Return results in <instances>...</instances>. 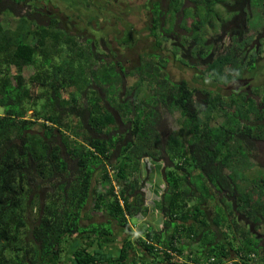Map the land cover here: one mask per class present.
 <instances>
[{"label":"trees","instance_id":"obj_1","mask_svg":"<svg viewBox=\"0 0 264 264\" xmlns=\"http://www.w3.org/2000/svg\"><path fill=\"white\" fill-rule=\"evenodd\" d=\"M202 1L200 28L222 0ZM41 7L0 0V264H264V167L253 161L264 102L205 89L196 103L187 83L166 77L165 60L145 51L132 71L137 81L122 89L127 72L109 58L116 52L76 41L52 15L36 21ZM100 26L109 49L110 31ZM119 33L111 36L118 46L133 38ZM196 43L203 55L205 41ZM255 47L239 56L228 46L205 77L228 84L236 70L254 69ZM174 111L179 126L163 134L161 117ZM148 160L156 170L165 162V192L151 208ZM150 209L164 231L145 221L133 237L130 218L150 220ZM89 210L105 219L86 221ZM113 223L123 234L114 254L105 249ZM207 229L214 235L204 239ZM182 236L205 243L184 253Z\"/></svg>","mask_w":264,"mask_h":264},{"label":"rangeland","instance_id":"obj_2","mask_svg":"<svg viewBox=\"0 0 264 264\" xmlns=\"http://www.w3.org/2000/svg\"><path fill=\"white\" fill-rule=\"evenodd\" d=\"M225 1V0H224ZM141 0H27V3L30 4L31 6H41L43 4H48L50 9L52 11H54L56 13V17L59 18V23L63 25L67 24L68 26V30L71 33V36L73 37V39H75L77 41V39H80L79 42H81L84 45H87V43H92L94 42V48L96 51L98 52H103L101 50H106L108 48V46H105L104 43H102V48H99L98 45V38L101 34V32H103L104 28H100V25H105L106 28L105 30L108 32L110 31L111 28H109L112 26V20H115L116 22H118L119 24H123L126 27V31L125 34H127L129 32L130 29L133 35V38L131 41H129L127 44L123 43L121 44L118 48V43L113 40V38L109 39V48H111L113 50V48H115V52L117 54V56L115 57V59H118L120 61H122L125 64L126 67V75L123 76V82L121 83V87L123 89V87H130L131 85H133L135 83V81H137L138 79V75H136L135 73H132L133 68L135 65L138 64L139 62V55L141 53H143V55H145L148 58H157V54H155V52H153L151 49V42H152V38L151 36H149L146 33V29H145V19L144 17L146 16L145 13V5H146V0H143L141 2ZM133 5V10L131 12H128L130 10V6ZM149 4V3H148ZM252 6H255V1H252ZM148 6V5H147ZM140 8V9H139ZM156 7H154L155 9ZM215 11H217L219 17L217 15L213 13L212 16L209 18L208 21H206L207 26L212 28V31L217 33V35H219V32L222 30V27H224L222 24H220V18L223 19V17H231V12H227L225 11V9L221 6V5H216L214 8ZM7 11V10H6ZM138 12V15H137ZM200 14H202V12L200 11ZM112 17L111 22H106L108 20V18ZM121 18H123L124 20H122ZM0 19H2L4 22L6 21L7 17L5 15H0ZM92 19V20H91ZM90 20V21H89ZM129 21V22H128ZM90 23V25L88 24ZM130 23L131 26L133 27L134 25L136 26V31L134 32V29L128 24ZM156 20H153V26L152 28H150V31L153 35L158 36V34L160 33V29L156 26ZM204 23L202 29L200 28L199 33H196L193 37L197 40L199 39H203V33L204 31L208 30L207 26ZM248 24L249 27H255L258 24L261 25V17L259 16V14L255 11V9L253 10L252 14L248 17ZM128 28V29H127ZM87 33L83 36L78 37V35L75 34H84V31ZM116 32V31H115ZM184 38V39H183ZM181 38V42H184L185 37ZM159 39V38H157ZM97 41V42H96ZM160 41V40H158ZM241 43L235 42L233 39L230 41V39L224 38V40H216V48H217V54L218 55H222L224 53H227L228 51V46H232L235 49V54L242 56L243 55V51H242V47L240 46ZM202 45L206 48V50H210V47H212V45L210 43H202ZM197 45H195L196 47ZM201 45H198V51L201 50L200 49ZM204 48V49H205ZM116 49H118L116 51ZM109 51V50H108ZM157 52H161V48L157 49ZM204 52V51H203ZM202 53V52H201ZM198 54V52H197ZM191 55H193V53L191 52ZM201 55V54H200ZM54 59H57V55L54 57ZM158 59V58H157ZM176 60L178 61H173L170 60V62L164 63V69L167 72H170V78L172 81H178L182 75V73H180V69H182L183 67L181 65H186L189 66L191 68L185 67V76H189L191 77L192 80L197 81V83L201 86V88L204 89H209V90H219V91H225V89L221 86H214L211 82L210 79L205 77L204 71H205V65L204 63H202L203 61L200 59H197L196 62V68L192 67L190 64V62H192L190 60L187 61V58L185 57H177ZM201 61V62H200ZM264 63V61H263ZM167 66V67H166ZM180 68V69H179ZM195 68V73L196 74H192L191 72L193 71V69ZM125 71V70H124ZM32 72L31 68L28 67H24L22 73L25 76H28L30 73ZM200 72V73H199ZM200 75H198V74ZM237 73V71L235 72ZM205 79V81H204ZM203 80V81H202ZM260 88H264V84L260 86ZM202 93L199 96V102L201 101L202 98ZM196 97V96H195ZM0 111H2V108L0 107ZM31 112V110L29 111ZM178 118H179V112L178 111H174L172 113H165L162 117H161V121L159 124V130L163 133L166 134V131L169 129H173L179 126L178 124ZM219 118L214 119L211 121L212 125H217L219 123ZM255 147L257 150V154L255 159L253 160L254 162L256 161V163L260 166V167H264V140H259L257 142H255ZM165 159V158H164ZM251 160V159H250ZM252 161V162H253ZM158 163V161L152 162L151 160L147 161V168L150 171V174L148 176V178L145 179V185L148 184L151 186V188H155L156 185L154 184H160L162 182V179H160L161 177V173H162V167L164 166V161L160 162V165H158L157 170L155 168H152L153 164ZM256 164V165H257ZM255 166V165H254ZM253 168V167H251ZM247 175L249 176V178L251 177V169L246 170ZM89 208V207H88ZM88 214L90 215V219L86 220V221H101L104 220L105 217L103 215L102 212H98V211H94V210H89ZM155 216L158 215L159 220L162 223V217L160 214L158 213H154ZM131 222L133 224L138 222V218L133 216L132 218H130ZM153 220V216L150 217V220L148 221L149 223L152 222ZM113 228H114V236L115 239L113 242L109 243L108 246L105 247L107 252H111V253H116L118 250V247L120 245V242L122 240L123 234L120 233L119 230V226H117L115 223H113ZM170 228H173V224L170 223ZM164 229V228H163ZM224 229V227H223ZM227 228H226V232H227ZM203 232V233H202ZM206 233V236L204 239H209L211 237H213V232L210 229L201 231V234ZM232 229L230 228L228 230V234L232 235ZM133 235V234H132ZM135 236V235H134ZM133 236V237H134ZM136 237V236H135ZM221 237V236H220ZM229 240H231V237H228ZM75 243V242H74ZM203 243H205L202 240V237H200L199 239H188L185 236L181 237L180 240V244L185 246V250L184 253L189 252V249H196L198 248L200 245H202ZM184 258V257H183Z\"/></svg>","mask_w":264,"mask_h":264},{"label":"flooded vegetation","instance_id":"obj_3","mask_svg":"<svg viewBox=\"0 0 264 264\" xmlns=\"http://www.w3.org/2000/svg\"><path fill=\"white\" fill-rule=\"evenodd\" d=\"M142 1L143 0H141V2ZM254 1L256 3L255 6H252L251 0H222L218 3H215L213 8H215L216 5H221L225 9L226 13L228 11L231 12V17L227 18L226 14L223 19L220 18V24H222L224 27H222L219 35L213 32L212 28L206 24L207 20L205 21L208 30L204 31L203 38L205 43H210L212 47H210V50L208 51L204 47V51L207 52H204L203 55H200L201 52L200 50L198 51V45L196 43L197 40L193 36L195 33H199V17L200 15L204 14L207 5H204L202 0H177V4L173 6L171 4H173L172 2H174V0H146V5L144 8L146 13V16L144 17L145 29L146 33L152 38L151 49H153L152 51L155 52L158 57L163 58L167 64L170 62V60L178 61L176 60L177 57H182L184 59L186 57L187 61H192L189 65L196 68L197 64L195 61L197 59H201L203 61L202 63L207 65L209 60L211 61L218 55L216 52V40L222 41V39L224 40V38L227 37L230 39V41L233 39L235 42H237V44L241 43L240 46L245 49L246 53L249 52L248 49H251L252 46L255 45V51L260 49H262V51L258 53L259 57L254 69L243 67L240 72L236 70L237 73H235V71L232 74L228 84L215 82H212V84L214 86L223 87L225 91L220 92L224 95L232 96L241 93L245 96V98L250 97L257 103H259V101L264 102V88H260V86L264 84V0ZM133 5L134 4L129 7L130 10L128 12L133 10ZM154 7L156 8L154 9ZM254 9L261 17V25H259L256 29L250 28L248 24V17L252 14ZM24 10L25 7L21 9V11ZM41 11L43 13H38L37 11V14L35 15L36 21H39L40 18L43 20H45L46 17L50 18L51 15L59 21V18L56 17V13L50 9L48 4H43ZM200 11L202 14H200ZM111 20L112 17L108 18L106 22L109 23ZM153 20H156L155 24L160 29L158 36L153 35L150 31V28H152L154 25ZM112 22L114 23H111L112 26L110 27L111 29L110 33L108 34V39H111L112 35L118 38V35L120 34L119 32H124L125 30L124 25L122 26L118 22L116 23L115 20H112ZM128 24L131 25L130 23ZM132 28L134 29V32L137 29L135 25ZM115 30H117V32H115ZM131 30L132 29L129 30L130 34H134L131 32ZM183 37H185V40L184 42H181V38ZM97 40H99L98 42H101L102 44L103 40L100 38V36ZM158 40H160L159 43H157ZM195 45L197 46L195 47ZM118 48L120 47L118 46ZM158 48H161L160 53L157 52ZM110 49L111 48H107L105 51ZM117 50L118 49H116V51ZM113 51L115 52V48H113ZM191 52L193 55H191ZM109 58L115 61V58H112V56H109ZM120 63L123 65V71H126L125 64L122 61H120ZM181 66L183 68L179 69L182 75L177 82L184 81L187 83L188 86L193 89L194 100L196 103H198L200 99L199 96L201 95L202 90L205 89L201 88L197 81L192 80L190 75L188 77L185 76V67H191L186 65ZM195 68H192V74H196ZM117 69L119 70L118 67ZM163 71L166 77L171 80L170 72L165 70Z\"/></svg>","mask_w":264,"mask_h":264},{"label":"crops","instance_id":"obj_4","mask_svg":"<svg viewBox=\"0 0 264 264\" xmlns=\"http://www.w3.org/2000/svg\"><path fill=\"white\" fill-rule=\"evenodd\" d=\"M162 162H161V164H162ZM155 166L156 165H153L152 168L155 167ZM154 185H156V187L155 188H153V187L151 188L150 185H148V184L145 185V183H144L145 204L148 207H150V208L152 207V205L154 204V202H156V200H158L163 195V193L165 192V184H164L163 181L160 184H158V185L157 184H154ZM149 211H150L149 214L153 216L152 222H150V223L148 222V224L150 225V227H154L155 226L154 228L163 230L162 229L163 228V226H162V223L163 222L161 223V221L159 220L158 215L157 216L154 215V213H156V212H154L151 209ZM145 221H149V216L148 215L147 216H143V217H138V222L135 223V224H133L131 222V220H129V224H130V226L132 228L133 236L134 235L135 236L136 235H140V226L142 227L145 224L148 225ZM262 228H264V225H262L260 227V231L264 230Z\"/></svg>","mask_w":264,"mask_h":264},{"label":"water","instance_id":"obj_5","mask_svg":"<svg viewBox=\"0 0 264 264\" xmlns=\"http://www.w3.org/2000/svg\"><path fill=\"white\" fill-rule=\"evenodd\" d=\"M149 264H192V263L177 262V261H157Z\"/></svg>","mask_w":264,"mask_h":264},{"label":"clouds","instance_id":"obj_6","mask_svg":"<svg viewBox=\"0 0 264 264\" xmlns=\"http://www.w3.org/2000/svg\"><path fill=\"white\" fill-rule=\"evenodd\" d=\"M162 162V161H161ZM193 264V263H192Z\"/></svg>","mask_w":264,"mask_h":264}]
</instances>
